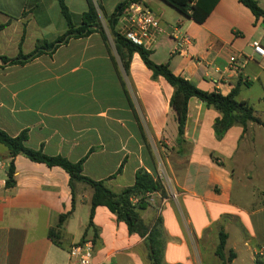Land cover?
Here are the masks:
<instances>
[{"label": "crops", "instance_id": "1", "mask_svg": "<svg viewBox=\"0 0 264 264\" xmlns=\"http://www.w3.org/2000/svg\"><path fill=\"white\" fill-rule=\"evenodd\" d=\"M90 1L105 36L95 32L24 64L5 65L3 57L29 56L39 43H54L68 23L58 0H0V129L11 137L26 132V146L47 156L82 161L84 176L114 193L134 186L142 170L162 179L170 199L150 194L139 214L150 228L162 220L163 264H221L216 251L222 230L228 235L226 256L235 254L231 264H264L254 258L264 245V166L261 175L242 177L239 197L231 166L251 132L249 152L264 147V127L249 124L245 131L235 125L218 139L221 113L192 98L180 139L170 106L174 88L154 78L138 54L127 72L106 29L126 0H65L76 28ZM256 1L264 9V0ZM143 6L161 24L152 62L169 64L175 76L206 92L228 96L237 89V101L252 106L264 122V58L250 46L256 40L264 46L262 20L239 0H221L204 24L162 0H144ZM119 26L120 19L117 32ZM183 34L192 44L180 48ZM0 162V264H78L70 249L81 244L88 227L93 188L81 182L72 188L60 167L21 155L12 159L2 144ZM12 162L15 184L8 187ZM253 185L260 187L255 189L260 197L245 196L242 202ZM69 213L56 244L49 232ZM93 222L87 241L95 264H150L145 239L130 234L106 207L96 209Z\"/></svg>", "mask_w": 264, "mask_h": 264}, {"label": "trees", "instance_id": "2", "mask_svg": "<svg viewBox=\"0 0 264 264\" xmlns=\"http://www.w3.org/2000/svg\"><path fill=\"white\" fill-rule=\"evenodd\" d=\"M58 1L61 13L68 23V31L66 34L58 38L57 41L52 44L39 43L36 51L32 55H20L15 59H9L7 57L1 58L5 65L24 64L42 55L44 51L54 52L60 46L68 43L71 39L85 38L95 32H99L105 36L104 29L99 21L98 10L91 1L88 11L83 16L82 26L79 28L73 25L65 0ZM162 1L183 16L192 19L198 24H204L221 0ZM239 2L249 9L257 20H262L264 24V9L259 6L256 0H239ZM134 3L143 5L144 0H126L119 4L115 12L108 19V27L111 30L116 50L127 72L129 71L133 56L138 54L146 67L152 71L154 78L162 77L174 88L170 106L176 114L180 139L184 137L188 119V104L192 98H197L207 107L214 108L221 113V118H219L215 124V132L218 139H222L226 132L235 125H241L245 131H247L249 124H257L264 127V122L257 117L252 106L246 102L237 101V89L228 96H223L218 92L200 90L183 77L175 76L169 64L157 65L152 62L150 59L151 51H147L143 47L131 43L120 35L119 32L116 31L118 21L125 11ZM3 28L4 26H0V31ZM27 140L28 135L26 132L21 133L17 137H11L0 129V144L9 150L12 159L21 155L35 163L46 164L49 167H60L69 174L72 188L76 182L87 184L93 188L94 195L91 202L90 221L81 241V245L88 242V232L90 230L95 231L93 222L95 212L98 207L102 206L106 207L114 214L118 221L124 222L130 234H136L145 239L150 264H163L165 240L162 220L158 219L155 225L150 228L145 225L139 214V210L145 209L149 205L146 199L148 195L161 193L162 196H167L165 186L160 179H155L149 173L142 170L138 172L134 186L126 188L120 193H114L106 187L104 182L93 181L84 176L82 161L79 163H72L63 157L47 156L41 150L36 151L28 148L26 146ZM8 175L9 179L7 185L8 187H13L15 184V166L13 162L9 167ZM135 198L140 199L138 204L133 203ZM70 216L71 213L62 215L55 229L49 232V238L54 241V243H60L61 231ZM227 240L228 235L222 230L219 235V244L216 251V254L222 261L221 264H231L235 259L234 252H230V255L226 256Z\"/></svg>", "mask_w": 264, "mask_h": 264}, {"label": "built area", "instance_id": "3", "mask_svg": "<svg viewBox=\"0 0 264 264\" xmlns=\"http://www.w3.org/2000/svg\"><path fill=\"white\" fill-rule=\"evenodd\" d=\"M161 31L160 21L152 14V12L143 5L134 3L120 17L119 34L129 40L131 43L143 47L147 51L154 48L158 32ZM192 39L189 35L183 34L178 39V46H190ZM251 48L254 53L260 58H264V46L260 41L256 40L251 43ZM236 58L230 59L233 69H236ZM2 163L0 162V167ZM162 181V179H160ZM163 182V181H162ZM164 184V183H163ZM165 186V185H164ZM176 198V195H174ZM170 198H164V202ZM138 198L134 199L133 203L137 204ZM70 256L77 261L78 264H95L94 263V247L91 242L73 246L70 249ZM254 258L257 262L264 263V245L259 247L254 252Z\"/></svg>", "mask_w": 264, "mask_h": 264}, {"label": "rangeland", "instance_id": "4", "mask_svg": "<svg viewBox=\"0 0 264 264\" xmlns=\"http://www.w3.org/2000/svg\"><path fill=\"white\" fill-rule=\"evenodd\" d=\"M169 9H173L172 11H176L174 8H169ZM103 22V21H102ZM101 22V26L104 29V23ZM106 29H108V33H110L109 28L106 27ZM113 37H111L112 39ZM113 40V39H112ZM114 41V40H113ZM253 132H251L248 135V138H245L239 147V151L234 159V162L232 163V167L235 170V187H236V196L239 197V193H240V189H241V185L240 182L242 181V177H244L245 175L248 174H252V175H261L258 174L260 172H263L261 169L264 166V162H262V158L264 157V147H257L256 151L257 153H250L249 152V148H250V139L253 136ZM262 135L264 137V131L262 132ZM264 145V144H263ZM252 162V163H251ZM251 163V165H250ZM230 164H228L229 166ZM249 190L244 194V196H242V202H244V198L245 196H250L253 195V198L256 199L258 198V196L260 197V193H257V191L255 189L260 188L256 185L253 186H248ZM241 194V193H240ZM247 200H249L247 198ZM240 201V200H239ZM248 202V201H245Z\"/></svg>", "mask_w": 264, "mask_h": 264}]
</instances>
